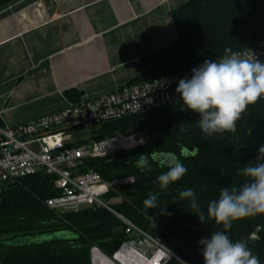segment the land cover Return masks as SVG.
I'll return each instance as SVG.
<instances>
[{"label":"trees","instance_id":"16d2710c","mask_svg":"<svg viewBox=\"0 0 264 264\" xmlns=\"http://www.w3.org/2000/svg\"><path fill=\"white\" fill-rule=\"evenodd\" d=\"M7 1L0 0V7ZM171 17L174 43L141 58L142 74L126 85L241 52L264 40V0H187ZM198 120L180 102L104 123L91 131L92 139L140 132L146 140L129 151L84 160L77 172H95L110 184L132 179L109 190L106 199H118L112 203V210L159 240L185 264H204L198 241L223 230L222 225L207 218L208 203L218 198L221 188H239L248 182L241 174L245 166L264 162V153H258L264 145V100L247 107L233 132L206 136ZM159 152L175 154L187 169L181 180L166 189L156 182L167 171L153 159ZM144 159L151 164L150 172L138 168V161ZM54 180L39 173L0 187V237L65 234L38 244L0 247L2 264H91L92 247L111 258L122 243L134 239L125 234L123 223L103 208L84 207L64 214L49 211L43 201L56 195ZM187 188L193 189L205 213L203 224L194 215L190 201L179 197ZM149 193L158 196L159 208L144 207ZM254 233L256 238H250ZM227 235L233 242L245 241L264 264V213L234 221ZM166 264L180 263L170 259Z\"/></svg>","mask_w":264,"mask_h":264},{"label":"crops","instance_id":"0c3cea01","mask_svg":"<svg viewBox=\"0 0 264 264\" xmlns=\"http://www.w3.org/2000/svg\"><path fill=\"white\" fill-rule=\"evenodd\" d=\"M186 2L7 1L0 7V126L61 112L139 77L141 58L174 43L171 14Z\"/></svg>","mask_w":264,"mask_h":264},{"label":"built area","instance_id":"2783aa9c","mask_svg":"<svg viewBox=\"0 0 264 264\" xmlns=\"http://www.w3.org/2000/svg\"><path fill=\"white\" fill-rule=\"evenodd\" d=\"M234 54L242 59L256 58L264 61V40ZM221 58L216 60L219 61ZM202 63L147 82L118 87L110 93L81 100L61 112L42 116L13 128L0 126V187L39 173L52 177L55 179L53 186L56 195L43 201V206L49 211L64 214L77 212L84 207L103 208L123 223L125 234L133 235L134 239L122 243L111 258L105 256L107 259L111 260L122 251L126 252V257L121 254L122 260L131 262V255L127 249L135 250L134 243L138 238L139 242L150 243L155 249L135 250L147 261L160 253L162 257L157 264H166L170 259L185 264L169 252L159 240L150 238L112 210L113 200L106 199L109 190L114 185L132 182V179L110 184L103 181L95 172L77 173L84 160L101 159L135 149L144 143L146 136L139 132H117L96 140L76 135V130L92 131L104 123L180 103V96L175 91L178 81L190 78L192 69ZM250 238L255 239V233ZM95 253L102 254L97 248L92 247L91 264H94Z\"/></svg>","mask_w":264,"mask_h":264},{"label":"clouds","instance_id":"9594fccd","mask_svg":"<svg viewBox=\"0 0 264 264\" xmlns=\"http://www.w3.org/2000/svg\"><path fill=\"white\" fill-rule=\"evenodd\" d=\"M175 91L185 109L199 117L198 126L204 135L233 132L247 107L264 98V61L242 59L236 54L225 55L219 61L205 60L192 69L190 78L178 81ZM258 153H264V145ZM153 159L167 168L156 178L161 189L181 180L187 172L171 152H159ZM138 168L144 172L152 170L146 159L138 161ZM241 174L248 182L239 188H221L218 198L207 205V218L222 225L223 230L198 241L204 264H260L245 241L233 242L227 235L234 221L264 213V162L245 166ZM179 197L190 201L194 215L203 224L206 216L193 189L181 191ZM143 205L146 209L159 208L158 196L149 193Z\"/></svg>","mask_w":264,"mask_h":264},{"label":"rangeland","instance_id":"374dc122","mask_svg":"<svg viewBox=\"0 0 264 264\" xmlns=\"http://www.w3.org/2000/svg\"><path fill=\"white\" fill-rule=\"evenodd\" d=\"M76 135H82L85 138H91V136H92L91 131H82V130H76ZM112 200H113V202L118 201V199H112ZM63 236H65L64 233H56L53 235H42V234L41 235H25V236H17V237L10 238V239L8 238V236L0 237V240H1L0 241V247L6 248V247H16V246L38 244V243H42L44 241H48L50 239V237L54 238V237H63ZM135 240H136L134 243V249L135 250H140V249L143 250L146 248H150L153 251L155 250L151 246L150 243H147L144 241L139 242L138 238Z\"/></svg>","mask_w":264,"mask_h":264},{"label":"bare ground","instance_id":"6f19581e","mask_svg":"<svg viewBox=\"0 0 264 264\" xmlns=\"http://www.w3.org/2000/svg\"><path fill=\"white\" fill-rule=\"evenodd\" d=\"M128 253L131 255V262L128 261H123L121 254L126 257V252L122 253V251L118 252L111 260L107 259L105 256H103L102 254H98L95 253L93 261L94 264H116V263H120V264H139L137 263L138 261H140V264H157L158 260L161 259L162 255L160 253L154 255V257L152 258V260H148L143 258L141 255L138 254L137 251L133 250V249H127ZM137 261V262H135Z\"/></svg>","mask_w":264,"mask_h":264}]
</instances>
